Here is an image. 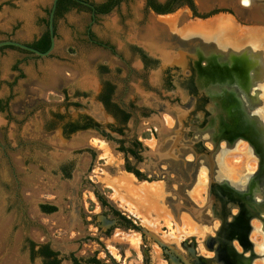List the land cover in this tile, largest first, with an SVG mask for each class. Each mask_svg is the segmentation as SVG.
I'll return each mask as SVG.
<instances>
[{"label": "rangeland", "instance_id": "rangeland-1", "mask_svg": "<svg viewBox=\"0 0 264 264\" xmlns=\"http://www.w3.org/2000/svg\"><path fill=\"white\" fill-rule=\"evenodd\" d=\"M51 1L0 0V41L33 42L44 30L43 19L47 18L46 11ZM89 1L100 3L104 0ZM208 1L193 0L197 13L208 11ZM219 2L224 4L223 0ZM228 3L233 4L234 0H228ZM250 8L252 6L245 9ZM223 13L201 20L182 5L167 15L155 16L171 17L175 24L174 27H164L167 29L160 34V42L147 46L135 36L140 29L147 28L150 17L154 15L145 11L144 0H126L108 14L99 16L91 27L96 40L107 47L78 41L88 17L70 11L55 23V48L50 55L40 57L22 49L0 48V101L3 102L0 109V264H42L37 255L30 259L28 251L31 242L35 243L36 249L40 244L49 242L54 249L65 254L74 250L78 245V232L84 236L85 229L92 227L90 217L80 218L75 214L76 206L87 208L96 202L94 190L106 196L119 209L128 203L139 210L144 193L140 195L137 192L140 190L135 186L136 181L130 176L133 181L131 187L115 188L108 168L110 158L101 154V145L110 149L117 158L113 163L117 162L120 171L126 174L124 157L118 149L123 137L117 130L122 125L96 99L100 90L95 91L100 84L99 78H108L102 76L97 67L103 65L111 70L109 77L117 86V101L133 103L132 118L124 130L136 133L138 137L146 136L142 130L156 131L155 138L145 137L150 148L142 152L143 163L154 165L159 141L174 126L168 100L180 96L179 89L168 91L163 86L167 77L163 74L164 69L173 67V63L163 62H174L173 57L179 54L185 56L183 48L176 46H190L195 42L194 35H204L205 42L212 38L215 47H222L224 40L231 42L226 45L236 47L233 40L243 42L250 39L251 30L264 29V24L242 22L238 13L231 9ZM247 16L242 18L250 23L264 21L261 9H254ZM215 20L225 26L218 29V25L211 31L203 28L210 22L215 23ZM134 46L143 47L151 56L164 61L161 60L157 68L140 71L139 57L132 49ZM157 50L166 53L159 55ZM121 59L127 62L129 68L121 66ZM128 70L132 73L127 74ZM174 77L177 75L174 74ZM174 82H177L176 78ZM74 125L79 128L71 131ZM206 145L213 146L209 140H206ZM220 145L215 163L219 158L221 164L236 173L248 170L251 155L244 142H236L234 146L223 141ZM188 156L191 158V154ZM62 163L71 164L68 176L62 177L59 172ZM139 167L145 169L142 163ZM203 168L200 180L208 177ZM155 184L161 190V185L157 183L146 185ZM160 193L163 198V192ZM41 204H50L56 209L51 214H44L40 210ZM152 211L138 212L148 215L147 212ZM95 242L82 240L81 245L87 249ZM130 242L136 244L133 240ZM62 262L70 264L66 257ZM157 264L164 263L159 259Z\"/></svg>", "mask_w": 264, "mask_h": 264}, {"label": "flooded vegetation", "instance_id": "flooded-vegetation-1", "mask_svg": "<svg viewBox=\"0 0 264 264\" xmlns=\"http://www.w3.org/2000/svg\"><path fill=\"white\" fill-rule=\"evenodd\" d=\"M71 1L73 3L61 2L63 13L60 17L53 16V23L70 11L85 14L88 21L79 33L78 41L107 47L96 40L91 27L99 16L108 14L126 0L114 5L108 13L98 11L99 6L108 0L100 3ZM166 2L156 0L162 6ZM185 6L192 13L189 6ZM144 9L156 13L148 7L146 0ZM214 10L226 9L212 8L201 15ZM48 11L50 13V8L46 11L47 18L43 19L45 27L41 34L46 30ZM176 47L183 48L185 56L180 54L179 57L184 56V60L163 71L167 76L163 86L168 91H180V96L168 100L167 104L171 108L174 126L159 141L158 156L152 159L155 164L151 166L143 163L142 152L150 148L145 137L155 138L156 131L142 130L146 136L138 137L136 133L124 130L132 118L133 103L118 102L115 98L117 86L109 77L111 70L103 65L97 67L100 74L108 78H99L100 90L96 99L122 125L117 132L123 137L118 149L124 157V171L138 184L161 185V203L154 207L145 205L153 210L145 215L128 203L119 209L94 190L96 202L87 208L76 206L75 214L80 218L90 217L92 225L85 229L84 236L78 232L76 248L65 254L54 249L49 242L40 244L38 249L31 242L28 251L31 260L37 255L42 264H53L54 261L64 264V257L70 264H157L159 259L164 264H264V50L261 52L260 48L257 53L249 48L247 54L243 52L246 46L239 54L228 51L223 56L208 43L196 41L190 46L180 44ZM132 49L139 57L140 71L160 65L162 58L151 56L143 47L134 46ZM157 51L159 55L166 53ZM231 55L235 56L230 58ZM121 62L122 67L127 65L129 68L125 60L121 59ZM131 73L128 70L127 74ZM175 78L177 82H174ZM141 114L145 116L144 110ZM76 128L79 126L74 125L71 131ZM206 140L213 146L208 147ZM223 141L227 145L236 146V142L247 145L251 157L242 178L233 179L225 171L218 176L220 170L214 159ZM141 163L145 169L139 167ZM70 166L61 164L59 172L62 177L69 175ZM202 167L208 176L206 180L198 179L202 176ZM139 210L144 211V207ZM82 240L96 242L84 249ZM48 251L54 254L48 255Z\"/></svg>", "mask_w": 264, "mask_h": 264}, {"label": "bare ground", "instance_id": "bare-ground-1", "mask_svg": "<svg viewBox=\"0 0 264 264\" xmlns=\"http://www.w3.org/2000/svg\"><path fill=\"white\" fill-rule=\"evenodd\" d=\"M197 1H199V0H197ZM241 1V4L242 5H245L246 7H248V6H252V3H253V0H240ZM261 11H263L264 12V9H261ZM217 20H215V23H204V24H207V25H205V27H203L204 29L206 28V30H208V31H211V29H215V27L216 26H218V25H220L219 27H217L218 29H221L222 27H224V26H222L221 24H219V23H217L216 22ZM218 21H220V20H218ZM221 23H224L223 21L221 22ZM234 23V22H233ZM174 20L171 18V17H150V21H149V23H148V26H147V28H145V29H140V31H138L136 34V36H135V39L136 40H138L139 42H143V44L145 43L146 45H151V43L153 44V43H158V42H160L161 40L160 39H162L161 37H162V35L160 36V34L163 32V30L164 29H167V28H164V27H170V25L171 26H173L174 27ZM225 24V23H224ZM227 26H230L231 24H226ZM233 25V24H232ZM190 26V25H189ZM193 26V25H192ZM196 26V25H195ZM198 26V25H197ZM234 29V28H233ZM227 30H230L229 28L227 29ZM257 30V31H256ZM262 30V29H261ZM166 31V30H165ZM230 31H232L233 32V30H230ZM168 32V31H167ZM221 32H224V30H222ZM170 33V32H169ZM251 33H252V35L250 36V39H245V41H247L246 43H245V45L243 44V46L241 45L242 43H244L245 41H243V42H241V41H236V40H233L234 42V44L235 45H239V47H243V48H245L246 46H247V48H246V50L245 51H243V52H245V53H247L248 54V52H250V50H249V48L251 49V52H257V53H259V49L261 48V52L264 50V29H263V31H258V29H253V30H251ZM241 34H243V33H241ZM163 41V40H162ZM236 41V42H235ZM224 45L222 46V48L223 47H225V48H227V47H229V44L228 45H226L227 43H231L230 41H228V40H224ZM149 45V46H150ZM152 46H155V45H152ZM236 46V47H237ZM231 47V46H230ZM235 47V46H234ZM239 47H237V48H239ZM155 49V48H154ZM153 49V50H154ZM243 52L241 53V54H243ZM176 56H180V54L179 55H176ZM233 56H235V55H231L230 56V58L231 57H233ZM182 58H184V56L182 57H179V59H177V58H173V60H174V62L173 61H167V62H164V63H178V62H181V61H183L184 59H182ZM229 58V59H230ZM164 61V60H163ZM264 85V84H263ZM177 110V109H176ZM181 118L183 117V116H180ZM180 118V119H181ZM169 119V118H168ZM170 119H171V121L173 120L172 119V115L170 116ZM170 122V121H169ZM160 126V125H159ZM159 133L160 134H162V131H159ZM101 154L102 155H104V156H109V158H110V165L108 166V168H109V170H110V175L112 176L111 177V179H112V183L114 184V187L115 188H119V187H121V186H130L131 187V183L133 182H131V180H132V178L130 177V175H127V174H125V173H123L122 171H120V168H119V165H118V163L116 162V164H114L113 163V161L114 160H117V158L113 155V153H112V151L110 150V149H108L106 146H104V145H101ZM157 153V152H156ZM100 154V155H101ZM157 156H158V154H156ZM216 163L218 164V168H219V170H220V174L218 175V176H221V174L222 173H224V171H225V173L229 176V177H231V178H242L243 177V173L241 172V173H236L234 170H232V169H228L227 168V166H225L224 164H221L220 163V160H219V158H218V160L216 161ZM205 171V170H204ZM237 175V176H236ZM204 179H205V177H203ZM244 179V178H243ZM137 183V182H136ZM135 183V186H136V188L138 189V190H140V191H137V192H139V194L140 193H142V195H143V193H144V196H145V194H148L147 195V197L146 198H144V196L143 197H141V199H140V201H141V203H139V205H141L142 204V206L141 207H144V211H145V209H146V211H147V209H149V208H146V206L145 205H148V206H155L158 202H159V198L160 199H162V197H160L161 196V190H159V186L158 185H146V184H136ZM133 184V183H132ZM133 186V185H132ZM135 186H133V187H135ZM127 188V187H126ZM129 188V187H128ZM131 189V188H130ZM129 189V190H130ZM136 189V190H137ZM128 190V191H129ZM134 190V192H135V189H133ZM131 191V190H130ZM126 192V191H125ZM127 193V192H126ZM129 193V192H128ZM137 195V194H136ZM141 195V194H140ZM139 196V195H138ZM139 199H136V200H138L139 201ZM159 204H160V202H159ZM153 206V207H154ZM157 206H159V205H157ZM139 211V210H138ZM143 211V210H142ZM156 217V216H155Z\"/></svg>", "mask_w": 264, "mask_h": 264}, {"label": "water", "instance_id": "water-1", "mask_svg": "<svg viewBox=\"0 0 264 264\" xmlns=\"http://www.w3.org/2000/svg\"><path fill=\"white\" fill-rule=\"evenodd\" d=\"M56 1L57 0H52L51 1V7H50V13H49V23H48V30H49V34H50V47L47 51L45 52H41L25 43H21V42H18V41H14V40H2L0 41V47H3V46H13V47H16V48H19V49H22V50H26V51H29L37 56H40V57H45V56H48L50 55V53L54 50L55 48V35H54V26H53V16H54V10H55V6H56ZM224 1V4L220 3L219 0H210L206 3V5H209V9H207L208 11L212 8H220V9H231L235 12L238 13V16H239V19L242 20V22H245V23H249V24H252V25H256V24H264V21L263 20H257L256 23H253V22H247L245 21V19L242 18V16L245 17H248L247 15L250 14V12H252L254 9H264V0H253V3H252V8L250 9H245L246 7H243L241 4H240V0H234V3L233 4H229L228 3V0H223ZM223 12L225 11H220L216 14H224ZM214 14V15H216ZM152 15L154 16H164V15H167V14H156L154 12H152ZM196 18V17H194ZM209 18V17H208ZM196 19H201V20H204V19H207V18H201V17H197ZM253 21V20H252ZM146 28V27H145ZM144 28V29H145ZM196 36V39H193V41H197V42H201V43H208L209 44H213V40L212 38H209L207 39L208 41L205 42V38H204V35H194ZM192 41V40H191ZM215 47V46H214ZM244 47V46H243ZM243 47H239V48H236V47H215L220 54H222L223 56H225L227 54V52H233V54H239L242 50H244ZM149 50H153V49H149ZM154 51V50H153ZM179 53H183V52H179ZM100 89V86L97 85L96 88H95V91L96 90H99Z\"/></svg>", "mask_w": 264, "mask_h": 264}, {"label": "trees", "instance_id": "trees-1", "mask_svg": "<svg viewBox=\"0 0 264 264\" xmlns=\"http://www.w3.org/2000/svg\"><path fill=\"white\" fill-rule=\"evenodd\" d=\"M64 1L72 2L71 0H57L54 16L60 17L62 15V13H63L62 7L63 6H62L61 2H64ZM120 1H122V0H108L105 4H102L99 6L98 11L101 13H108L112 9V7L116 4H118ZM146 1L148 3V7H152V9L156 13H159V14L171 13L175 8L182 6V5H185V4L189 6V8L191 9L194 16H198L201 18H206V17L212 16L218 12L217 10H214L208 14H205V15L198 14L197 10L195 8L194 2L192 0H179L176 3H174V1H176V0H167L166 4L164 6L156 3V0H146ZM48 14H49V11H48ZM45 25H46V30L41 34V36L39 38L35 39L33 42L28 44L29 46H31V47H33V48H35L41 52L47 51L50 47V34L48 31V21L47 20L45 21ZM53 26H54V35H55V23H53ZM3 47L16 48L13 46H3ZM17 49H19V48H17ZM23 51H25V50H23ZM107 103H108V99L105 100V104H107ZM0 109H2L1 101H0ZM40 209L42 212L50 213V212L55 211L56 208L54 206H51V205H49V206L41 205ZM47 254L53 255L54 253H52L51 251H48ZM53 264H58V262L54 261Z\"/></svg>", "mask_w": 264, "mask_h": 264}]
</instances>
